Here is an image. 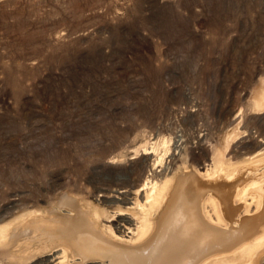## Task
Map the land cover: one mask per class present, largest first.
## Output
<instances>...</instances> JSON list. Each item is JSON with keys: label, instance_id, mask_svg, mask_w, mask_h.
<instances>
[{"label": "rangeland", "instance_id": "obj_1", "mask_svg": "<svg viewBox=\"0 0 264 264\" xmlns=\"http://www.w3.org/2000/svg\"><path fill=\"white\" fill-rule=\"evenodd\" d=\"M257 101L264 0H0V226L77 199L134 233L136 197L116 192L195 173L233 196L249 184L258 210L231 199L220 211L231 229L263 215L246 228L261 236ZM10 255L0 245V264H22Z\"/></svg>", "mask_w": 264, "mask_h": 264}, {"label": "bare ground", "instance_id": "obj_2", "mask_svg": "<svg viewBox=\"0 0 264 264\" xmlns=\"http://www.w3.org/2000/svg\"><path fill=\"white\" fill-rule=\"evenodd\" d=\"M256 106L264 108L259 101ZM214 173L205 170L201 175L209 179ZM257 180L247 182L256 193L261 189ZM176 181L171 189V180L166 179L160 184L149 181L136 194L116 192L124 202L132 203L130 197H136L132 204L137 211H131L137 223L134 233L129 217L114 228L101 226L105 212L98 208L90 211L77 199H64L45 214L1 225L0 245L22 264H250L258 257L264 234L259 236L254 225L263 215L246 218L240 228L229 229L220 211L221 205L228 214L231 199L246 202L245 212H251L252 205L258 210L262 206L260 195L249 194V184L233 196L220 178L204 183L197 174L187 173ZM140 192L144 193L141 198ZM38 216V221L30 222ZM248 225L256 229L248 230Z\"/></svg>", "mask_w": 264, "mask_h": 264}]
</instances>
